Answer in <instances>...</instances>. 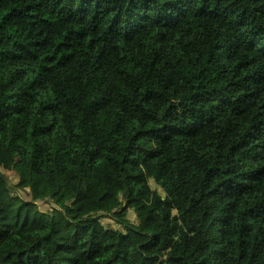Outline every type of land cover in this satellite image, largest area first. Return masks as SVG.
<instances>
[{"label":"trees","instance_id":"16d2710c","mask_svg":"<svg viewBox=\"0 0 264 264\" xmlns=\"http://www.w3.org/2000/svg\"><path fill=\"white\" fill-rule=\"evenodd\" d=\"M0 264H264V0H0Z\"/></svg>","mask_w":264,"mask_h":264},{"label":"rangeland","instance_id":"374dc122","mask_svg":"<svg viewBox=\"0 0 264 264\" xmlns=\"http://www.w3.org/2000/svg\"><path fill=\"white\" fill-rule=\"evenodd\" d=\"M41 206H42V203H41ZM42 208H45V209H46V208H48V207H47L46 204H44V205L42 206ZM130 217L133 218V215L130 214ZM103 223H110V224L113 225L114 227H117V226L115 225V223H113V222H109V220H107V219H104V220H103ZM119 228H120V227H119Z\"/></svg>","mask_w":264,"mask_h":264}]
</instances>
